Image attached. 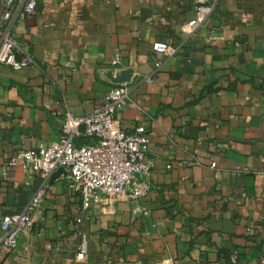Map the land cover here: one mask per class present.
<instances>
[{
    "label": "crops",
    "instance_id": "crops-1",
    "mask_svg": "<svg viewBox=\"0 0 264 264\" xmlns=\"http://www.w3.org/2000/svg\"><path fill=\"white\" fill-rule=\"evenodd\" d=\"M203 1L37 0L16 25L24 66L0 65V236L41 184L4 165L57 142L68 112L89 114L116 86L130 90L122 127L149 130L152 191L137 202L99 196L82 217L89 252L77 263L82 199L64 174L0 264H228L233 251L264 264V0H216L203 27L183 33ZM157 42L177 54L156 55Z\"/></svg>",
    "mask_w": 264,
    "mask_h": 264
},
{
    "label": "built area",
    "instance_id": "built-area-1",
    "mask_svg": "<svg viewBox=\"0 0 264 264\" xmlns=\"http://www.w3.org/2000/svg\"><path fill=\"white\" fill-rule=\"evenodd\" d=\"M216 0L201 2L196 7L194 18L183 24V33L193 34L213 15ZM37 0H6L0 16V65L15 70L23 68L19 57L23 48L16 33V25L22 24L35 14ZM156 55L174 56L178 47L157 42L153 45ZM121 63L116 56L112 64ZM27 64L36 65L29 57ZM160 66V65H159ZM150 82L153 78H147ZM130 90L127 85L108 90L103 103L85 116L72 112L65 115L62 137L52 144L41 145L36 150L20 149L4 165L8 173L21 169L27 176L35 172L41 180L27 205L18 213L4 217L6 231L0 236V248L15 251L24 232H32V216L43 202L52 176L60 169L68 174L67 189L70 194L82 199L81 214L76 224L79 244L76 262L85 259L89 252V237L82 231V217L99 196L115 201H140L149 196L152 185L146 176L153 169V159L149 155V130L145 125L133 131L125 130L119 120L120 110L129 103ZM193 164H199L197 161ZM215 167V163L211 164ZM168 169L171 166H167ZM237 172L248 173L246 167ZM64 175V174H63ZM228 264H244L240 254L233 251L228 256Z\"/></svg>",
    "mask_w": 264,
    "mask_h": 264
},
{
    "label": "water",
    "instance_id": "water-1",
    "mask_svg": "<svg viewBox=\"0 0 264 264\" xmlns=\"http://www.w3.org/2000/svg\"><path fill=\"white\" fill-rule=\"evenodd\" d=\"M63 174H66V172H64L62 169L58 170L51 178V182L55 181L56 179H58L59 177H61Z\"/></svg>",
    "mask_w": 264,
    "mask_h": 264
}]
</instances>
